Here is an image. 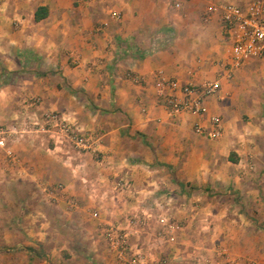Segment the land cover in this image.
<instances>
[{"label": "crops", "instance_id": "obj_1", "mask_svg": "<svg viewBox=\"0 0 264 264\" xmlns=\"http://www.w3.org/2000/svg\"><path fill=\"white\" fill-rule=\"evenodd\" d=\"M178 1L0 0V126L19 130L10 140L18 161L0 148V264H118L103 228L136 216L145 218L131 237L146 254L141 264L161 256L212 264L205 223L230 214L229 196L251 195L261 210L260 174L249 176L247 165L264 161V94L247 87L264 59L223 77L201 115H170L157 93L159 74L197 85L223 73L221 9L209 18L206 9L250 0ZM41 6L48 13L37 20ZM45 110L96 135L98 153L53 139L35 120ZM212 115L222 119L218 138L195 131ZM120 176L132 190H114ZM57 183L65 194L53 200L45 187ZM162 216L183 225L174 239L162 235Z\"/></svg>", "mask_w": 264, "mask_h": 264}, {"label": "built area", "instance_id": "obj_2", "mask_svg": "<svg viewBox=\"0 0 264 264\" xmlns=\"http://www.w3.org/2000/svg\"><path fill=\"white\" fill-rule=\"evenodd\" d=\"M81 2L84 0H75ZM171 5L178 6V0H169ZM221 9L220 19L223 24L224 36L228 43V63L223 73L215 79L205 80L200 84L191 82L181 83L178 79L157 76V93L166 101L170 115H177L181 112H190L201 115L204 112V102L208 96L215 95L221 86L223 77L230 78L233 72L240 68L250 58L264 59V0H250L246 5L235 2H225L220 5H211L206 9L205 17L209 18L211 13ZM75 62L78 58L75 57ZM40 98L33 97L32 103H38ZM44 131L50 133L51 137L58 142L67 141L78 153H98V138L96 135L83 129L73 122L65 114L56 110H45L36 115V123ZM210 125L204 126L201 123L195 124V131L211 138H218L223 134L222 119L218 115H212L209 119ZM19 133L13 127L0 126V148L4 150L9 161H18L17 154L11 146L10 140ZM113 188L118 192H126L133 189V182L125 177H117L113 181ZM45 190L56 200L58 195H64L65 186L63 183L45 187ZM70 207H75L78 201L73 197H67ZM94 218L99 217L97 209L91 210ZM162 235L167 239H174L175 234L183 228V225L167 216L160 218ZM145 224V218L127 217L126 221L107 223L103 228L106 243L114 252L118 264H141L146 257L140 245L132 242L131 237L139 232ZM137 231V232H136ZM169 256H161L151 259L149 264H170Z\"/></svg>", "mask_w": 264, "mask_h": 264}, {"label": "rangeland", "instance_id": "obj_3", "mask_svg": "<svg viewBox=\"0 0 264 264\" xmlns=\"http://www.w3.org/2000/svg\"><path fill=\"white\" fill-rule=\"evenodd\" d=\"M260 71L262 70L260 69ZM263 74L261 75V72H258L256 78L248 84L247 89L256 91L260 89L264 94V87L262 86L264 85ZM261 144H263L262 149H264V139L261 141ZM244 155H247L248 159H250L249 152ZM261 156L263 159L264 153ZM6 159L9 161L8 157ZM249 164L247 165L248 175L251 176L253 173L260 174L255 178L256 184L260 186L261 190H264V161L259 164L258 168H255V164L252 161ZM256 184L249 181L245 183L247 188H253ZM210 195H214V192H210ZM253 198L251 195L245 194L230 195L228 199L231 202L235 201V205L229 211L230 214L225 216H232L229 219L230 224L227 221L224 222L225 217L221 218V216L220 218H215L214 222L210 224L205 223V240L208 241L207 243L205 242V247L206 244H209L211 253L212 251L216 253V256L213 255L212 264H264V217L262 216L264 214V209H262L264 208V200L260 199V206L262 207L260 212L255 207ZM239 203L243 205L241 210H239L240 205L236 206ZM255 213L258 214L257 217ZM230 234L234 235V237L226 241L224 235L228 236ZM217 236L219 238L215 239ZM170 264H173L172 258ZM180 264H187V262Z\"/></svg>", "mask_w": 264, "mask_h": 264}, {"label": "trees", "instance_id": "obj_4", "mask_svg": "<svg viewBox=\"0 0 264 264\" xmlns=\"http://www.w3.org/2000/svg\"><path fill=\"white\" fill-rule=\"evenodd\" d=\"M48 13V10L45 6H41V7H38L37 11H36V14H35V18L38 20L42 17H45ZM233 160H237L236 157H232Z\"/></svg>", "mask_w": 264, "mask_h": 264}]
</instances>
